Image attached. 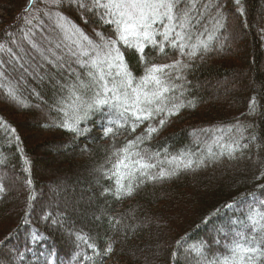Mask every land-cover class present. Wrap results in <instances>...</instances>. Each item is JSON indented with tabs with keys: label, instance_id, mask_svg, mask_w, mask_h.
I'll return each instance as SVG.
<instances>
[{
	"label": "trees",
	"instance_id": "trees-1",
	"mask_svg": "<svg viewBox=\"0 0 264 264\" xmlns=\"http://www.w3.org/2000/svg\"><path fill=\"white\" fill-rule=\"evenodd\" d=\"M199 2L208 7L192 43L209 48L194 59L167 46L145 44L141 53L116 45L136 82L152 64L189 65L170 81L177 87L168 96L182 107L149 139L145 129L159 127V116L132 132L133 119L111 107L90 112L77 131L65 127L69 88L87 71L63 55L66 30L97 43V33L116 39L90 0H0V264H223L234 240L249 246L238 233H252L250 210L264 213V0ZM142 135L131 151L153 155L149 175H174L152 180L134 168V175H113L115 151ZM233 141L239 148L229 156ZM51 150L68 178L55 187L59 198L46 202L40 175ZM189 160L193 167L185 169ZM8 168L20 177L17 190L8 187ZM70 179L79 181L78 192ZM74 193L89 194L79 211L61 199ZM256 219L259 232L264 216Z\"/></svg>",
	"mask_w": 264,
	"mask_h": 264
},
{
	"label": "snow or ice",
	"instance_id": "snow-or-ice-1",
	"mask_svg": "<svg viewBox=\"0 0 264 264\" xmlns=\"http://www.w3.org/2000/svg\"><path fill=\"white\" fill-rule=\"evenodd\" d=\"M90 4L94 13H99L102 20L107 19V23L112 25V33L116 39H106L102 34L97 33L99 37L97 43L86 34L78 33L74 29L66 30L65 39L68 43L63 44L65 49L63 55L87 71L76 74L75 82L69 88L71 103L67 107L71 110V114L69 115L66 110V115H69L71 123L65 124V127L70 131H77L75 125L90 112H103L107 110V107H111L120 119L125 117L133 119L132 132H135L140 123L159 116V127L150 124L145 129L150 139L153 134L158 133L159 128L165 125L164 117L177 115L179 108L182 107L172 102L168 93L173 92L177 87L170 83L173 72L176 73L175 79L180 80L182 78L180 73L189 65L182 59L173 60L169 64H152L146 69L140 81L136 82L132 74L124 67L123 54L116 45L119 43L125 48L136 47L141 53L145 44H151L161 51L167 46L174 49L181 58L188 56L194 59L199 51L206 52L209 48V45L203 41L192 43V30L199 31L198 17L203 16V9L208 5L200 4L199 0H90ZM216 23L219 24L220 20H216ZM154 25H158L159 28H154ZM204 31L206 32L207 28H204ZM200 34L203 35L202 32ZM158 35L162 37L161 40H157ZM57 47L60 48L61 45ZM69 60H65L64 63H69ZM59 66L63 67V64ZM69 67H71L70 63ZM169 104H171L170 108ZM120 127H123V124ZM112 132V126L105 129V135ZM143 142L142 135L128 141L126 145L115 151L114 155L117 159L112 163L113 175L119 176L121 169L127 176L134 175L132 168L135 172L148 176L152 180L174 175L175 172L166 173L163 169L158 176L149 175L146 170L157 167L151 162L153 155H141L139 151L134 153L131 151L132 147ZM238 148L239 142L233 141L228 145V155H234ZM154 155L158 156L159 153ZM133 157L136 158L133 159ZM193 163L189 160L184 165L185 169H192ZM203 163L204 161L201 160L197 166ZM123 189L124 185L118 184L117 192ZM126 194L132 195L131 187ZM261 205L264 206V201ZM250 213L252 233H238L249 246L234 240L232 242L234 247L229 249L231 256H225L223 264H264V226L259 232L255 229L258 223L256 217L264 216V213L253 210H250ZM111 251L112 246L109 244L105 248V253Z\"/></svg>",
	"mask_w": 264,
	"mask_h": 264
},
{
	"label": "rangeland",
	"instance_id": "rangeland-1",
	"mask_svg": "<svg viewBox=\"0 0 264 264\" xmlns=\"http://www.w3.org/2000/svg\"><path fill=\"white\" fill-rule=\"evenodd\" d=\"M42 1L44 3L49 4L50 2H52L54 0H42ZM54 16L55 15H53V18H54ZM55 18H57V16H55ZM231 34L234 35L233 32ZM236 36H238L239 39L241 38V35L236 34ZM35 78H37V77L35 76ZM46 119H48V117ZM191 139L193 140L192 137H191ZM193 141L195 143L197 142V143L201 144L203 147H205V144L201 140L199 142L197 140H193ZM61 150L64 151L66 149H63L62 147L59 146V151H61ZM46 155L48 156V159L45 161V164H46L45 165V169L41 173L40 177L43 178V182H44V185H43L44 186L43 187L44 193H43V195H44V198H46V202H47V201L51 200L50 198H52L55 201V195L57 196V198H59V195H57L56 192H55V187H57V185L59 186L61 183H63V181L65 182L66 179L68 178V176L66 175L67 172L64 170V168L62 170V168H56L55 167L56 166V161H57V159H55V158H56L57 153H55L54 150H51ZM41 167H43V166L40 165V168ZM10 170L11 169H9V168L5 170V176H8L9 174L13 175V179L12 180H10L9 177H7V179H6V180H9L8 187H9V189L17 190V188L19 187L18 184H20L19 183L20 182V177L18 176V173H16L13 170L11 172ZM37 173H39V172H37ZM93 178L94 177H92V179ZM70 180H71L72 183L70 184L69 188L71 189V191L73 190L75 192H78L79 191L78 189L81 186L79 181H74L73 182L72 179H70ZM68 183H70V182H68ZM54 184H55V186H54ZM87 193H89V192H87ZM88 196H89V194H87L86 196L80 198L78 193H74V195H72L70 197L69 196H67L66 198L61 197V199L63 201H66V202L70 203L72 205V207L75 208L76 211H79L78 203L80 202V199H82L83 201L85 200V202L87 203V201H90ZM44 198H43V200H44ZM83 201H81V203H83ZM67 214L69 216L67 221H69V220L71 221L70 214H73L72 211L70 210V212H67ZM63 215H65V214L63 213ZM183 254H184V252H183ZM193 260L194 259L191 260V259L188 258V264H193L192 263Z\"/></svg>",
	"mask_w": 264,
	"mask_h": 264
}]
</instances>
